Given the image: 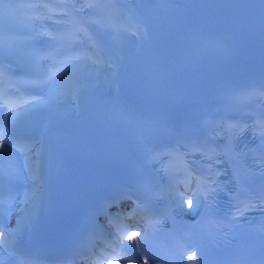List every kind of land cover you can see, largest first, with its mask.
<instances>
[{"label": "bare ground", "instance_id": "1", "mask_svg": "<svg viewBox=\"0 0 264 264\" xmlns=\"http://www.w3.org/2000/svg\"><path fill=\"white\" fill-rule=\"evenodd\" d=\"M133 1L135 6L134 15L130 20V27L133 29V34L117 33L116 31L109 27L111 24H106V21H109L113 15H120L125 11L127 3ZM118 13H113L111 8L104 9L102 11L94 10L92 11V16L94 21H97L98 28L95 29L98 32L95 42L98 46L100 43L104 44L103 50V66H108L106 71H103L101 68L97 70H85L81 74V77L76 78L68 83L69 89L67 86L65 91V100L66 104L64 106L57 105V100L64 96L59 97H49L45 96V99L48 104L44 105V108L54 105L57 109V112L61 115H64L69 112H74L76 95L83 91L85 88L93 89V85L96 84V81L102 84V88H109L110 82L113 79V71L118 66V63L123 59L132 54L136 57H139L144 52L147 51V47L155 40L160 32V27L162 24V19L164 18L165 11L170 9L168 5V0H120L116 5ZM47 10V9H46ZM49 16V15H48ZM50 17V16H49ZM55 20H58V15H54ZM52 20L54 18H51ZM165 20V19H164ZM168 22V19H166ZM104 23V25L101 24ZM41 23V22H40ZM163 26L162 28H166ZM43 31L41 30V33ZM101 38V42H99ZM109 44V45H107ZM107 45V47H106ZM109 47V48H108ZM93 51H91L92 55ZM82 57V55H79ZM49 59V57H48ZM71 71L79 72L77 70L79 64L72 63ZM114 67V68H113ZM78 74V75H80ZM83 76V78H82ZM65 75L63 76V78ZM81 79V80H80ZM64 79L60 81L57 80V85L60 87L63 84ZM98 83V82H97ZM56 85V87H57ZM97 87V85H96ZM94 87V88H96ZM93 91H101L93 89ZM53 93V92H52ZM51 93V94H52ZM48 95V94H47ZM74 96V97H73ZM75 101V103H74ZM74 103V105H73ZM31 107L27 108L28 111ZM28 144L22 145L26 146L28 151L17 155L16 166L20 169V176L17 179L18 185L15 194L13 195V203L11 204V211H6L3 207L0 208V240H6L9 244L8 248H0V259L10 256L12 241L19 235L15 229H17V222L20 221L23 225L24 223H29V217H33L35 214L34 206L30 197H34L38 194V184H37V171H38V156H39V145L35 143L34 140L27 141ZM3 151L7 154H12L14 151L11 150V146L8 147V144L4 145ZM5 156V155H4ZM24 160L22 163L20 157ZM26 157L28 162L32 167V177H29V170L24 168ZM196 189L191 186L190 194L187 196L178 195L179 201L184 204L189 210H192L193 213L197 212L200 208L201 195L199 196V206H197V198L194 195ZM191 204V207L189 206ZM14 225V227L12 226ZM4 233H12L11 236L5 235ZM12 252V251H11ZM105 264H132L131 262H121V261H112Z\"/></svg>", "mask_w": 264, "mask_h": 264}, {"label": "snow or ice", "instance_id": "2", "mask_svg": "<svg viewBox=\"0 0 264 264\" xmlns=\"http://www.w3.org/2000/svg\"><path fill=\"white\" fill-rule=\"evenodd\" d=\"M120 2V0H86L85 6L87 8L95 9L97 11H102L107 8H111L113 13H118V9L116 8V5ZM31 7H43L45 9H48L49 11L52 10L53 6H50L48 3L43 2L41 0V3L39 4H30ZM58 6L62 9L60 13H57V15H63V16H70L71 10L74 9V4L71 3V0L69 2H63L59 3ZM15 7V5L11 2V0H0V19L4 17V15L8 12H11L12 9ZM82 11V9H81ZM92 23H97V21H93ZM109 27H115V25H109ZM45 35H49L48 33H45ZM89 40H93L92 36L88 37ZM53 40L56 39V37H52ZM18 43L15 37L9 35L3 27H0V52L5 51L6 49H12L14 45ZM93 53L92 55H84L83 57L77 56L74 59L80 60V59H86L88 61H91L93 64L97 63L99 59L103 58V50L99 48L98 44L93 42L92 44ZM34 55H37L34 53ZM60 64L63 66V68H69L70 65L65 61H60ZM61 68L57 67L56 71L51 73L50 75H47L45 77L39 78L32 83L35 86H42L46 84L49 80H52L54 78H57V73H61ZM4 73L0 71V83L3 82ZM251 95H264V91L262 90H252L250 93ZM35 102L33 101H23L21 103L18 98L13 97L7 92L0 91V112L7 113L3 123H0V181H3L5 178L9 182L16 181L20 176V169L16 166V162L12 159H9L7 162L4 161L3 156L7 155L3 151L5 144H12V140L10 139L12 135L13 130V124L17 122L18 118L26 111L27 108L34 105ZM257 124L260 128V135L264 136V121H257ZM247 125H234V124H228L226 125V130L229 132H238L239 134H242L244 131L247 130ZM15 147V145H13ZM21 153H24L28 151L26 146H20L18 149ZM198 151H202L206 157L210 161L209 164V170H211L213 163L218 164L220 163V157L223 156L225 158L228 157L229 153L228 150H225L223 153H219L216 148L214 147H208L207 149H197ZM171 151H175V149H172ZM24 168H27L29 170V177H32V167L31 164L28 162V158L26 157ZM185 182L188 186H191L193 182L196 184V192L194 195L197 198V206H199V196L203 194L205 197L211 196L213 193L216 192V189L209 186L207 184V178H199L196 175L193 174L192 170L185 167ZM215 183V181H213ZM44 191V185L42 184L40 186V189H38V194L34 197H30L29 199L32 200L34 211H39V200L42 196V193ZM257 199H260L261 201H264V192L259 193L256 197ZM4 201H0V203H3ZM191 207V204H189ZM250 207H252L251 204L245 206V210H248ZM239 211V210H238ZM240 214H243L242 212ZM34 219L33 217H29V221ZM148 224L155 228L156 225L159 224L158 219L154 218H148ZM27 224L22 225L20 221L17 222V229L16 232L19 233L22 229V227H27ZM117 233L118 235L114 237L112 241H109L105 245V249L101 252L98 259H103L105 256L111 257V258H118V259H141V264H148V257L145 255V251L147 250V240H148V231L145 230V235L141 240L135 241L133 244L125 245L120 240V236L123 235V230L119 227H117ZM5 235L11 236L12 233H4ZM9 244L6 240H0V248H8ZM89 252H91V249H89ZM10 255H15L14 252L10 251ZM19 264H35V261L29 257V256H23L19 258ZM193 264H197L196 261H193Z\"/></svg>", "mask_w": 264, "mask_h": 264}, {"label": "rangeland", "instance_id": "3", "mask_svg": "<svg viewBox=\"0 0 264 264\" xmlns=\"http://www.w3.org/2000/svg\"><path fill=\"white\" fill-rule=\"evenodd\" d=\"M108 24H111V25L115 24L114 19L112 20V18H110L109 21H108ZM132 34H133V32L130 33L129 35H132ZM80 49H81V53H78V54L74 55L75 57H77L79 55H82V57L84 55H90L91 51H93L92 44H90L88 48H84V46L81 45V47L79 48V51H80ZM59 56H60L59 54L55 53V54H52L50 56V59L46 58V60H45L47 64H51L52 62H56V63H52L51 65H54V69H57V67H59L62 70L61 73H58L57 80L59 81V78H60V81L62 79L65 80V82L63 81L64 85H61L60 87L57 85V87L55 88L53 93L50 94L49 97H59V96H63V94H64L63 97H65V94L67 93V90L69 89L68 83L71 82L74 79V77H76V78L81 77V74L84 73L85 70H88V71L89 70H93L94 68H97L98 64H99V62L93 64L91 61H88V60L83 59V58L80 59V60H75L74 59L75 57H73L71 59V61L68 63L70 65V67L69 68H63V66L60 64ZM72 63L79 64V66L77 68V70L79 72H77V74L75 73V71H71V69H70L72 67L71 66ZM97 70H98V68H97ZM80 72H81V74H80ZM78 74H80V75H78ZM64 75H65V77L63 78ZM82 78H83V76H82ZM66 86H67V90L65 91ZM0 89H2L1 86H0ZM43 100H45V99H43ZM44 102H46V101H44ZM11 150L14 151V153H16V155H20V151H18L16 147L13 146L11 148ZM20 161L22 163L24 160L21 158ZM12 226L14 227V225H12Z\"/></svg>", "mask_w": 264, "mask_h": 264}]
</instances>
